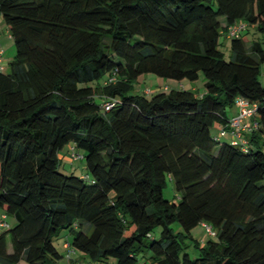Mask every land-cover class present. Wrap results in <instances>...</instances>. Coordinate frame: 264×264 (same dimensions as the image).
<instances>
[{"label":"trees","instance_id":"obj_1","mask_svg":"<svg viewBox=\"0 0 264 264\" xmlns=\"http://www.w3.org/2000/svg\"><path fill=\"white\" fill-rule=\"evenodd\" d=\"M0 18L15 46L0 70V218L15 217L0 262L55 264L69 230L65 248L99 264H264V47L245 41L248 25L264 33V0H0ZM200 72V95L135 90L142 74ZM239 97L258 127L234 144L221 129ZM67 146L86 173L61 172ZM201 223L216 238L195 239Z\"/></svg>","mask_w":264,"mask_h":264},{"label":"rangeland","instance_id":"obj_2","mask_svg":"<svg viewBox=\"0 0 264 264\" xmlns=\"http://www.w3.org/2000/svg\"><path fill=\"white\" fill-rule=\"evenodd\" d=\"M0 30L1 32H6V24L4 23L3 19H0ZM248 30V34L245 35V41H246V45L249 47L251 45L252 40L256 37L259 38L262 42H263V47H264V33L262 32H257L255 33V28L252 25H248L247 27ZM4 34V33H3ZM3 38L1 42H5V48H7L6 54L4 55V68L5 71H9L10 70V62L15 54V46H14V42L13 39H8L6 35H2V33L0 34ZM8 41V42H7ZM8 44V45H6ZM219 48L224 52L225 54V58L226 59H230L231 57V44H230V38L221 35L220 37V44H219ZM261 81L264 84V64H262V74H261ZM206 83H207V79L205 78L204 74L202 72L199 73V76L197 79L195 80H189L187 78L182 79V80H177L174 78H170V77H164V76H158L155 75L153 73H147V74H142L139 78V81L136 85L135 90L138 91H143L144 89L149 88L152 92H156L157 90H163L165 88H168L167 90H170L172 88H183V89H187V90H193L195 93L197 94H203L206 91ZM238 112V108L236 107V105H233L232 107L229 106L227 107V114L228 116H232L235 115ZM211 132L213 134H216L219 132V128L218 126H213L211 128ZM260 145L264 150V137L261 138L260 137ZM70 148L69 146L65 147L63 151L60 152V158H61V162H60V170L61 172H63L64 174H74L77 176H80L84 173L87 172L86 168H85V161L83 159H78V160H73L70 157ZM164 195L165 197L169 198L170 200H177L178 197H176V191L174 189L173 183L172 182H168L167 187L164 190ZM7 221L13 225L15 223V217L12 215H9L7 217ZM173 228L174 230L177 232L179 231L180 225L178 222L173 223ZM5 228H2L0 226V231H2ZM159 228L157 229V231L159 232ZM87 232H90L91 229H87ZM68 234V238L70 239L72 237V234L69 230H65L63 233H60L58 236L53 238L54 244L55 246L62 252L65 253V251H68L64 246V235ZM180 238L181 235H179ZM192 236L199 240L201 243L206 242L208 239L210 238H216L215 235H213L207 228V226L203 223L198 224L196 227H194L192 229ZM184 240V243L187 244L189 246V251L191 254L194 255V252L196 250L194 244H193V240H191L190 238H182ZM84 254L81 251H74V255L72 256L71 263L72 264H91V262L88 260L87 257H83ZM79 257V258H78ZM82 257V259H81ZM85 260H84V259ZM68 258H62L61 260H59L57 263L55 264H68L69 259ZM87 259V260H86ZM0 264H6L4 262H0ZM16 264H31L28 261H26L24 258H22L18 263Z\"/></svg>","mask_w":264,"mask_h":264},{"label":"built area","instance_id":"obj_3","mask_svg":"<svg viewBox=\"0 0 264 264\" xmlns=\"http://www.w3.org/2000/svg\"><path fill=\"white\" fill-rule=\"evenodd\" d=\"M243 28H244V25H236V26L230 27L229 36L238 37ZM3 68H4L3 67V51L0 50V70H2ZM144 90L146 93L151 92L149 88L144 89ZM105 105L107 106V108L112 106L111 103H106ZM237 105L239 107L238 113L229 119L228 127L222 128L221 134L223 135L225 133H230L232 135V142L234 144H239L241 142L247 143L246 139L243 138L242 136L243 132H246V131L250 132V131H253L254 129H257L258 127V124L255 120H251L250 124L246 123V119L250 117L251 118L255 117L256 105L250 103L244 97H239L237 99ZM70 157L76 160V159L81 158V155L72 152L70 153ZM4 219H5V216H2V218H0V225L8 226L7 221ZM66 246H69V244L66 243ZM73 252H74L73 249L69 248L67 252V258H69Z\"/></svg>","mask_w":264,"mask_h":264},{"label":"crops","instance_id":"obj_4","mask_svg":"<svg viewBox=\"0 0 264 264\" xmlns=\"http://www.w3.org/2000/svg\"><path fill=\"white\" fill-rule=\"evenodd\" d=\"M1 19V18H0ZM0 23H2V22H0ZM2 33V35L4 36V35H6L7 36V38L8 39H12V37L10 36V33H9V30H8V28H7V26H6V32H1V30H0V34ZM4 33V34H3ZM2 36L0 35V49H3L4 50V55L6 54V51H7V48H5V42H1L2 41ZM8 42V41H7ZM6 45H8V44H6ZM4 70H5V68H4ZM251 118H248L247 119V122H248V124H250L251 123ZM261 138H263L264 137V134H262L261 136H260ZM259 137V138H260ZM63 246L65 247V245H64V243H63ZM11 249H12V247H11V244H10V242H8V250L9 251H11ZM66 252V251H65ZM73 255H74V253H73ZM84 258L86 257L85 255L83 256ZM79 258V257H78ZM83 258V259H84ZM81 259H82V257H81ZM68 260V259H67ZM85 260V259H84ZM87 260V259H86ZM91 262V261H90ZM68 264H72L71 263V260L69 259V261H68ZM91 264H99V263H96V262H91Z\"/></svg>","mask_w":264,"mask_h":264}]
</instances>
